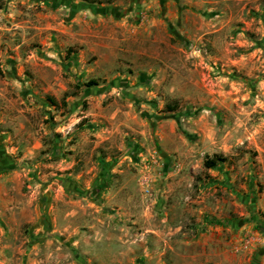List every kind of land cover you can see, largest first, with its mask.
<instances>
[{"label": "rangeland", "instance_id": "374dc122", "mask_svg": "<svg viewBox=\"0 0 264 264\" xmlns=\"http://www.w3.org/2000/svg\"><path fill=\"white\" fill-rule=\"evenodd\" d=\"M0 264H264V0H0Z\"/></svg>", "mask_w": 264, "mask_h": 264}, {"label": "trees", "instance_id": "16d2710c", "mask_svg": "<svg viewBox=\"0 0 264 264\" xmlns=\"http://www.w3.org/2000/svg\"><path fill=\"white\" fill-rule=\"evenodd\" d=\"M93 84V83H91ZM221 161V159L219 157H213L211 159H207L204 163L205 167L208 169H212L214 168L219 162Z\"/></svg>", "mask_w": 264, "mask_h": 264}]
</instances>
